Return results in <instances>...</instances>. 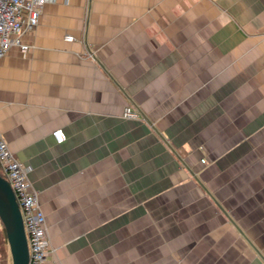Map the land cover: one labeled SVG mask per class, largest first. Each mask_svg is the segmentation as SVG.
Wrapping results in <instances>:
<instances>
[{
  "label": "crops",
  "instance_id": "0c3cea01",
  "mask_svg": "<svg viewBox=\"0 0 264 264\" xmlns=\"http://www.w3.org/2000/svg\"><path fill=\"white\" fill-rule=\"evenodd\" d=\"M22 41L0 131L45 264H264V0H51Z\"/></svg>",
  "mask_w": 264,
  "mask_h": 264
},
{
  "label": "built area",
  "instance_id": "2783aa9c",
  "mask_svg": "<svg viewBox=\"0 0 264 264\" xmlns=\"http://www.w3.org/2000/svg\"><path fill=\"white\" fill-rule=\"evenodd\" d=\"M51 0H0V59L13 47L19 46L27 53L31 45L22 41L26 32L33 31L39 23L43 7ZM67 40L74 37L68 35ZM130 110L126 111L129 114ZM58 143L66 140L62 129L53 131ZM0 167L14 190L24 220L29 247V264H45L54 252L48 234L47 216L39 201L38 192L29 174L32 168L22 163L0 131Z\"/></svg>",
  "mask_w": 264,
  "mask_h": 264
},
{
  "label": "water",
  "instance_id": "95a60500",
  "mask_svg": "<svg viewBox=\"0 0 264 264\" xmlns=\"http://www.w3.org/2000/svg\"><path fill=\"white\" fill-rule=\"evenodd\" d=\"M0 220L3 223L13 264H29L28 238L14 190L0 173Z\"/></svg>",
  "mask_w": 264,
  "mask_h": 264
},
{
  "label": "rangeland",
  "instance_id": "374dc122",
  "mask_svg": "<svg viewBox=\"0 0 264 264\" xmlns=\"http://www.w3.org/2000/svg\"><path fill=\"white\" fill-rule=\"evenodd\" d=\"M4 176H5V174H4ZM3 248H4V251H3L2 247L0 248V264H5L6 263L5 262L6 261L5 260V255H4L5 253L7 254V264H13L9 248H7L6 246H4Z\"/></svg>",
  "mask_w": 264,
  "mask_h": 264
},
{
  "label": "trees",
  "instance_id": "16d2710c",
  "mask_svg": "<svg viewBox=\"0 0 264 264\" xmlns=\"http://www.w3.org/2000/svg\"><path fill=\"white\" fill-rule=\"evenodd\" d=\"M0 173L2 174V171H1V167H0ZM3 175V174H2ZM5 243H8V238H7V234H6V230H5V227L3 225V229L0 230V248L2 247L3 251H4V244ZM5 264H7V254L5 253Z\"/></svg>",
  "mask_w": 264,
  "mask_h": 264
}]
</instances>
